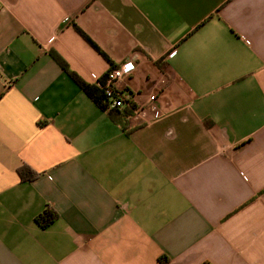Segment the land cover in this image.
I'll use <instances>...</instances> for the list:
<instances>
[{
    "label": "crops",
    "instance_id": "crops-1",
    "mask_svg": "<svg viewBox=\"0 0 264 264\" xmlns=\"http://www.w3.org/2000/svg\"><path fill=\"white\" fill-rule=\"evenodd\" d=\"M0 264H264V0H0Z\"/></svg>",
    "mask_w": 264,
    "mask_h": 264
},
{
    "label": "trees",
    "instance_id": "trees-1",
    "mask_svg": "<svg viewBox=\"0 0 264 264\" xmlns=\"http://www.w3.org/2000/svg\"><path fill=\"white\" fill-rule=\"evenodd\" d=\"M56 61L70 74V76L90 95L95 102L104 110L108 111L110 118L120 126V128L127 134H130L132 129L129 127L130 118L134 114L135 104L132 103L130 106L123 109L110 108L107 103V97L102 87L98 86L95 90L92 89V85L86 83L75 71H72L68 63L58 53H53ZM103 78L100 80L102 84ZM19 172L23 178H30L37 174L29 166L24 165L19 169ZM58 213L54 209H47L37 217V222L42 227L50 226L58 218Z\"/></svg>",
    "mask_w": 264,
    "mask_h": 264
},
{
    "label": "built area",
    "instance_id": "built-area-1",
    "mask_svg": "<svg viewBox=\"0 0 264 264\" xmlns=\"http://www.w3.org/2000/svg\"><path fill=\"white\" fill-rule=\"evenodd\" d=\"M136 68L137 60L129 59L116 67H111L106 72L102 84L99 81V86L103 88L110 108L123 109L134 103L132 95L126 89V81L133 75ZM136 112H138L137 108L134 109V113ZM155 115L159 118L162 114L156 112Z\"/></svg>",
    "mask_w": 264,
    "mask_h": 264
}]
</instances>
